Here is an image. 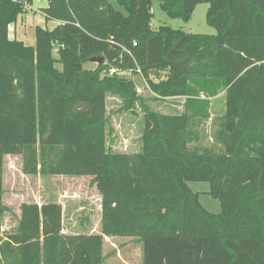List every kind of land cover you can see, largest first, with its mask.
Wrapping results in <instances>:
<instances>
[{
  "label": "trees",
  "instance_id": "16d2710c",
  "mask_svg": "<svg viewBox=\"0 0 264 264\" xmlns=\"http://www.w3.org/2000/svg\"><path fill=\"white\" fill-rule=\"evenodd\" d=\"M32 1L0 0V226L3 158L15 154L25 175L91 177L100 230L64 233L58 201L22 202L0 264H103L104 236L134 238L142 264H264V0H158L184 21L207 3L215 34L152 29V0H116L125 14L108 0H47L56 25L36 26L29 46L9 26ZM125 73L155 98L184 97L183 110L154 112ZM221 91L219 148L191 146ZM109 94L143 108L135 153L107 145ZM188 181L208 182L220 212Z\"/></svg>",
  "mask_w": 264,
  "mask_h": 264
},
{
  "label": "rangeland",
  "instance_id": "374dc122",
  "mask_svg": "<svg viewBox=\"0 0 264 264\" xmlns=\"http://www.w3.org/2000/svg\"><path fill=\"white\" fill-rule=\"evenodd\" d=\"M118 11L126 13L123 6L116 0H108ZM47 0H33L25 6L24 11L18 15L15 23V35L12 30L10 38L21 39L25 45L33 46L35 43L34 28L36 26L52 29L56 23L46 21L42 9L47 7ZM207 3H199L195 6L189 20L169 17L161 8L158 0H152L150 11L153 15L151 28L159 29L160 26H168L172 29L182 30L192 34H215L213 27L206 23L205 15ZM11 24V28L14 26ZM55 56V54H53ZM97 64L91 61L85 63L86 68H95ZM57 67L60 65L57 63ZM123 74V72H119ZM136 83L139 96L145 98V103L154 112L163 114L179 113L183 110L184 97L155 98L154 94L146 88L144 81L138 75H130ZM224 92L221 91L211 98L210 117L197 129L198 139L191 146L218 149L219 145L214 141V134L220 126L221 117L224 114ZM106 111L108 116L107 145L113 151L135 153L140 149V136L143 130V108L139 104L134 107H125L122 98L116 94H109L106 99ZM187 186L197 194L200 204L211 213L220 212V203L217 198L209 193V183L206 181H188ZM3 204L6 210L2 216L0 233L13 232L16 228L19 206L22 202H36L39 205L48 200L61 201L62 203H81L86 208H91L97 215L100 196L89 176H41L25 175L21 172L20 155L8 154L3 158ZM95 209L97 210L95 212ZM66 213V212H65ZM78 223V218H77ZM63 228L66 232L78 230L74 220L63 218ZM114 243V245H112ZM105 260L103 264H142L141 245L129 237H114L104 241ZM120 253L117 257L115 253Z\"/></svg>",
  "mask_w": 264,
  "mask_h": 264
},
{
  "label": "crops",
  "instance_id": "0c3cea01",
  "mask_svg": "<svg viewBox=\"0 0 264 264\" xmlns=\"http://www.w3.org/2000/svg\"><path fill=\"white\" fill-rule=\"evenodd\" d=\"M11 30H12V33L14 34L15 33V23H14V26L12 28H11V25L9 26V32ZM20 41H21V39H20ZM59 203L61 204L62 209H63V218L64 219L67 218L68 220H74L75 219V222L78 226V230H75L74 232H66L65 229H63L64 233H79V232H81V233H89L90 234V233H98L99 232V230H100V217L97 218L95 216L96 214L94 215V213H92L94 211L91 208H86V207H84L83 204L76 203V202H70L71 204H68V203L65 204V203H62L61 201H59ZM97 209H98L97 215L100 216V205L99 204H98ZM96 211L97 210L95 209V212ZM77 218H78V223H77ZM109 238H114V237H105L104 236V241L109 240ZM129 238L134 240V238H131V237H129ZM112 245H114V243ZM104 250H105V247L103 245V255H104ZM115 255L119 258L121 257V255L118 251H117V253H115Z\"/></svg>",
  "mask_w": 264,
  "mask_h": 264
},
{
  "label": "water",
  "instance_id": "95a60500",
  "mask_svg": "<svg viewBox=\"0 0 264 264\" xmlns=\"http://www.w3.org/2000/svg\"><path fill=\"white\" fill-rule=\"evenodd\" d=\"M89 61L94 62L96 64H102L104 62V58L101 56L91 57Z\"/></svg>",
  "mask_w": 264,
  "mask_h": 264
}]
</instances>
